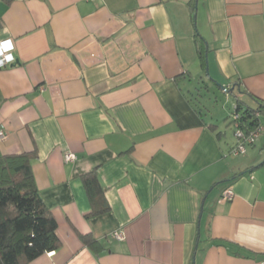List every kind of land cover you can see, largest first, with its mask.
<instances>
[{
  "label": "crops",
  "instance_id": "0c3cea01",
  "mask_svg": "<svg viewBox=\"0 0 264 264\" xmlns=\"http://www.w3.org/2000/svg\"><path fill=\"white\" fill-rule=\"evenodd\" d=\"M5 41L0 158L60 240L29 264H264V107L245 154L230 118L264 105V0H0Z\"/></svg>",
  "mask_w": 264,
  "mask_h": 264
},
{
  "label": "trees",
  "instance_id": "16d2710c",
  "mask_svg": "<svg viewBox=\"0 0 264 264\" xmlns=\"http://www.w3.org/2000/svg\"><path fill=\"white\" fill-rule=\"evenodd\" d=\"M197 41L201 47L203 41ZM247 107L237 102L231 121L246 135L262 126L258 117L264 105ZM237 117V118H236ZM91 202L101 213L108 208L103 187L95 177L85 178ZM99 204H102L99 207ZM57 222L38 191L28 154L0 158V264H29L57 250ZM87 242L91 239L87 238Z\"/></svg>",
  "mask_w": 264,
  "mask_h": 264
},
{
  "label": "built area",
  "instance_id": "2783aa9c",
  "mask_svg": "<svg viewBox=\"0 0 264 264\" xmlns=\"http://www.w3.org/2000/svg\"><path fill=\"white\" fill-rule=\"evenodd\" d=\"M12 48L13 45L11 41H5L0 43V69L6 68L16 62L17 59L15 58L14 54L11 51ZM261 133H262L261 127L248 135H246V133L243 130L238 129L236 132L237 144L233 149V154L235 155L245 154L247 151V146L255 144ZM5 138H6V134L3 130H1L0 139L4 140ZM65 159L66 161H74L76 159V156L74 154H68L66 155ZM232 198H233V192L231 190L227 191L224 200H231ZM114 237L117 240H121L123 236L122 233L118 232L115 233Z\"/></svg>",
  "mask_w": 264,
  "mask_h": 264
},
{
  "label": "rangeland",
  "instance_id": "374dc122",
  "mask_svg": "<svg viewBox=\"0 0 264 264\" xmlns=\"http://www.w3.org/2000/svg\"><path fill=\"white\" fill-rule=\"evenodd\" d=\"M208 84H209V83H208ZM210 88H211V87H210ZM203 90L206 91L204 87H203ZM207 95H209L208 91H207ZM205 101H206L207 104H208V103H209V98L206 97V98H205ZM213 101H214V100H213ZM208 106L210 107V109H211L214 113L216 112V111H215V108H216L215 106H217V103H216V102H213V104H210V103H209Z\"/></svg>",
  "mask_w": 264,
  "mask_h": 264
},
{
  "label": "water",
  "instance_id": "95a60500",
  "mask_svg": "<svg viewBox=\"0 0 264 264\" xmlns=\"http://www.w3.org/2000/svg\"><path fill=\"white\" fill-rule=\"evenodd\" d=\"M16 62H17V60H16ZM16 62H15V63H16Z\"/></svg>",
  "mask_w": 264,
  "mask_h": 264
}]
</instances>
